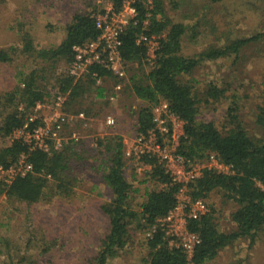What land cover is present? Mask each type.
Segmentation results:
<instances>
[{
    "label": "trees",
    "instance_id": "trees-1",
    "mask_svg": "<svg viewBox=\"0 0 264 264\" xmlns=\"http://www.w3.org/2000/svg\"><path fill=\"white\" fill-rule=\"evenodd\" d=\"M108 1L117 11L124 0ZM251 1L264 3V0ZM92 3L93 0L86 8L76 11L64 27L65 37L53 48L35 47L28 29L23 28L22 23L17 24V41L20 47L0 49V64H7L13 57L23 55L31 59L38 68L30 74L20 75V85L17 84L11 91L0 95V138L6 139L21 127L26 113L36 104L49 102L52 91L54 98L61 96L64 99L61 104L63 114L76 116L83 113L85 118L100 119L103 111L109 114L111 105L108 98L113 93V86L121 82L123 88L120 93L140 102L136 113L132 111L136 116V133H145L152 127V107L166 102L170 112L184 124L177 153L191 162H205L209 156H213L231 167V173L228 174L203 170L202 177L190 186V192L193 199L204 201L215 196L222 198L224 202L233 203L236 208L230 214V221L234 224V229L230 232L219 229V212H216L212 203L205 202L208 212L199 220L188 222L189 231L197 234L200 240L191 262L186 260L181 250L167 245L164 230L161 226H156L151 237L145 240V264H206L236 240L243 239L249 241L250 245L253 244L257 235L264 231V106L255 109L249 127L235 114H241L243 102L239 104V97L234 94L235 96H231L234 104L224 112L222 123L215 125L211 121H198L202 104L210 108L220 104L226 96L225 90L218 89L215 84H208L203 90H198L193 74L201 63L207 61L233 58V63H236L242 51L264 37V32L248 38H229L226 44L210 46L193 57H186L182 54V39L188 30L196 31L198 22L191 26L173 22L167 16L162 0H135L137 16L121 36L120 54L125 70L128 68L126 79L119 81L111 72L93 65L79 79L74 80L58 67L66 66L72 60V46L98 37L99 33L88 11L91 9L97 13L103 9V4L96 2V6H93ZM174 7L177 8V5ZM23 23L27 27L32 24L26 17ZM141 35L147 38L159 37V48L152 67L144 62L145 46L136 43ZM190 37L193 38V34ZM134 68L138 74L136 71L132 72ZM44 77L50 89L40 84ZM97 78L99 83L96 82ZM54 91L57 93L54 94ZM72 124L76 125L75 122ZM73 147L75 146H66L51 155L41 151L30 153L28 163L32 171L24 177L15 178L5 188H1L3 184L0 183V195L2 193L7 200L27 206L49 203V198L54 196L69 201L74 197L78 184L72 164V158L78 153ZM95 149L96 152L93 153L99 154L102 160L95 171L109 191L110 200L100 206L101 213L108 221V228L99 239V251L94 258L89 259V263L106 264L108 260L117 258L129 245L131 229L147 231L157 225L159 218L167 215L175 205L177 187L170 185L169 176L152 157H143V163L150 166L151 170L145 174V179L140 184L153 183L155 188L145 191L144 201L136 209L131 195L137 191L132 190L125 177L122 137L114 134L99 139ZM81 151L79 160H85L83 156L81 158V154H87L88 151ZM22 153L27 151L20 141L0 148V167L6 169L16 163ZM33 234L34 237L31 236L30 239L34 241L29 244L45 238L44 232ZM10 243L0 238L1 264H34L31 257L26 258L13 251ZM55 243L56 240H52V244ZM45 252L48 249L41 250V253Z\"/></svg>",
    "mask_w": 264,
    "mask_h": 264
},
{
    "label": "rangeland",
    "instance_id": "rangeland-1",
    "mask_svg": "<svg viewBox=\"0 0 264 264\" xmlns=\"http://www.w3.org/2000/svg\"><path fill=\"white\" fill-rule=\"evenodd\" d=\"M91 1L0 0V49L20 47L17 41L18 23H22L23 28L28 29L35 47L48 49L58 46L65 37V25L71 21L78 9L86 8ZM96 2H101L102 6L110 3L108 0H93L92 5L96 6ZM162 2L167 16L173 22L189 26L198 22L196 31L188 30L182 39V54L186 57H193L210 46L226 44L229 38H248L264 32L263 2L254 3L251 0H162ZM175 4L177 8L174 7ZM88 12L93 11L89 9ZM25 17L32 23L30 27L23 23ZM192 34L193 38L190 37ZM67 66L60 65L58 69L67 72ZM37 68L31 59L23 55L13 57L7 64H0V95L11 91L19 84L20 75L30 74ZM133 71H136V68ZM135 73L138 74L137 71ZM193 77L198 90H203L208 84H215L218 89L225 90L226 96V99L216 106L206 108L202 104L199 108L198 121H211L215 125L222 123L224 112L234 104L231 96L237 94L239 99L236 101L239 104L243 103L241 114L237 112L235 114L239 115L243 124L250 127L255 109L264 106V37L249 44L236 63H233V58L207 61L195 69ZM44 79L40 80V84L50 89L49 83L45 82L46 77ZM55 92L57 93L54 91V94ZM50 95L52 97L49 102L44 103L45 108L38 110L41 119L48 118L52 113L53 91ZM139 104L140 102L133 97L119 94L110 102L112 112L109 110L107 115L103 111L102 121L90 118L86 126L83 127L82 124L78 126L76 123L77 127L74 125L73 129L66 132L67 136L79 134V140L73 144L78 154L72 158L73 173L78 178V184L74 197L69 201L54 196L49 198V203L27 206L21 202L9 201L1 193L0 238L9 243L11 241L13 251H17L20 256L31 257L34 264L91 263L89 259L94 258L99 251V239L105 235L108 228V221L101 213L100 206L110 200L109 191L95 171L102 160L99 154L93 153L96 152L94 144L107 136L114 134L120 136L121 131L125 129L130 133L129 136L133 135L136 116L132 111L136 113ZM117 111L121 112L123 118L118 117L113 127L106 128L102 125L107 118L113 119ZM5 146H8L7 140L0 138V148ZM82 149L88 151L87 154H81V158L83 156L85 160H79ZM128 165L126 162L125 173L128 172ZM125 177L130 184V178L126 174ZM138 177L140 182L145 179L144 174ZM8 184L10 183L6 185ZM6 185H2L1 188H5ZM140 185L137 188L133 185L135 189L131 185L132 190L137 191L131 195L136 209L144 201L145 191L155 188L153 183ZM208 198L204 202L212 203L216 212H219L218 228L225 232L232 231L234 224L230 221V214L236 206L224 202L219 197ZM42 232L45 238L29 244L30 241H34L30 239L31 236L34 237L33 233ZM131 233L129 245L125 250L117 258L108 260L106 264H145L147 259V249L143 246L145 232L131 229ZM54 239L56 243L52 244ZM42 249H48V252L41 253ZM206 264H264V231L257 235L251 245L247 240H236Z\"/></svg>",
    "mask_w": 264,
    "mask_h": 264
},
{
    "label": "built area",
    "instance_id": "built-area-1",
    "mask_svg": "<svg viewBox=\"0 0 264 264\" xmlns=\"http://www.w3.org/2000/svg\"><path fill=\"white\" fill-rule=\"evenodd\" d=\"M149 1V0H147ZM135 0H124L120 9L115 11L112 3L104 5L98 13L89 17L94 20L95 29L99 35L95 40H89L72 46L73 58L67 66V73L74 80L79 79L87 72L88 67L99 65L111 72L119 81L126 79V70L120 48L121 36L127 26L137 16L134 7ZM159 37L147 38L141 35L136 43L146 48L144 62L152 67L156 60L159 48ZM96 76V75H94ZM99 83V79H96ZM123 88L121 82L113 86V93L108 98L113 102ZM63 97L54 98L51 115L40 118L38 110L44 109V104H36L26 113L22 126L14 130L7 138L8 145L20 141L26 146L27 153L18 156L15 164L4 169L0 168V177L5 183H10L16 176H24L32 171L28 163V155L41 151L47 155L61 151L69 142H77L79 134L67 136L64 128L68 124L85 119L83 113L76 116L63 114L61 104ZM152 127L145 133H134L132 138L123 139L124 158L137 172L145 174L151 170L143 163V157L150 156L160 168L164 170L171 182L176 186L175 205L164 218L158 220L164 230L165 240L170 248L180 249L186 260L191 261L195 248L200 240L197 234L189 231L188 222L199 220L208 212L206 203L201 199L191 197L190 186L202 177L203 170L215 171L220 174L231 173V167L226 166L209 156L205 162H191L178 153L180 140L183 137V121L172 114L166 102H160L152 107ZM107 126L114 125V119L105 120ZM150 234H148L149 236Z\"/></svg>",
    "mask_w": 264,
    "mask_h": 264
},
{
    "label": "crops",
    "instance_id": "crops-1",
    "mask_svg": "<svg viewBox=\"0 0 264 264\" xmlns=\"http://www.w3.org/2000/svg\"><path fill=\"white\" fill-rule=\"evenodd\" d=\"M120 94H121V93H120ZM112 110H113V109H111L110 111L112 112ZM118 117H119V118H123L121 112H118V111H117L116 116L113 118L114 121H116V119H117ZM89 119H90V118H85V119H83V120L81 119V120H79V121H77V122H75V123H77V124H79V125L82 124V126H83V125L86 126V125L89 123V122H88ZM97 121H98V122L102 121V118H101V119H97ZM77 124H76V125H77ZM74 125H75V124H72V127L69 126V127L65 128V131H66V132H69V129H73V126H74ZM76 125H75V127H77ZM102 125H104L106 128L113 127V126H107L105 122H104V124H102ZM84 126H83V127H84ZM71 131H72V130H71ZM71 131H70V132H71ZM72 132H73V131H72ZM134 133H135V132H134ZM129 134H130V133H128V130L125 129L124 131H121V134H120V135L123 137L124 140H126V139H130V138H132V136L134 135V134H133V135H130V136H129ZM107 137H108V136H107ZM105 138H106V137H105ZM103 139H104V138H103ZM127 170H128V172L125 173V174L127 175L128 178H130V180H129V181L131 182L130 185H132V186L134 185L136 188H137L138 186H141L140 183H139V182H140V177H138V175L140 176V175H142V174L139 173V172H137L136 169H134V167H133L131 164H129V165L127 166ZM136 175H137V176H136ZM143 181H144V180H141V182H143ZM134 186H133V188H134ZM134 189H135V188H134ZM139 231H140V230H139ZM143 246H145V244H144Z\"/></svg>",
    "mask_w": 264,
    "mask_h": 264
},
{
    "label": "clouds",
    "instance_id": "clouds-1",
    "mask_svg": "<svg viewBox=\"0 0 264 264\" xmlns=\"http://www.w3.org/2000/svg\"><path fill=\"white\" fill-rule=\"evenodd\" d=\"M103 7H104V6H103ZM92 13H93V12H90V13H89V16H90ZM95 13H96V12H95ZM97 13H98V12H97ZM64 129H65V128H64ZM64 133H65V135H66V131H65V130H64ZM120 137H122V136L120 135ZM122 140H123V137H122ZM73 144H74V142H69V144L66 145V146L73 145ZM66 146H64V147H66ZM95 146H96V143L94 144V147H95ZM63 149H64V148H63ZM125 162H127V161L125 160ZM127 163H128V162H127ZM14 164H15V163H14ZM12 165H13V164H12ZM10 166H11V165H10ZM10 166H9V167H10ZM0 168H3V167H0ZM146 173H147V172H146ZM146 173H145V174H146ZM27 174H28V173H27ZM27 174H26V175H27ZM145 174H144V175H145ZM26 175H24V176H26ZM24 176H16L15 178H17V177H24ZM15 178H14V179H15ZM14 179H13V180H14ZM13 180H12V181H13ZM0 183H2L3 185H6V184H7V183L5 184V182L3 181L2 178H0ZM10 184H11V182H10ZM10 184H8V185H6V186H9ZM160 219H161V218H159L158 220H160ZM158 220H157V223H156L157 225H153L149 230L144 231V232H145V237H144L145 240H147L148 238H150L151 235H152V233H153L154 230H155V227H156V226H159V224H158ZM148 234H150V235L148 236ZM164 239H165V237H164ZM145 242H146V241H145ZM166 243H167V242H166ZM167 245H168V244H167ZM175 249H176V248H175ZM179 250H180V249H179ZM184 255H185V254H184ZM185 256H186V255H185ZM188 262H189V261H188ZM190 262H191V261H190Z\"/></svg>",
    "mask_w": 264,
    "mask_h": 264
}]
</instances>
